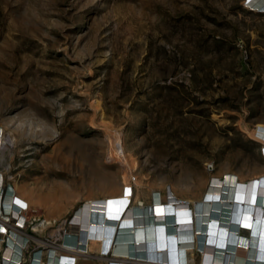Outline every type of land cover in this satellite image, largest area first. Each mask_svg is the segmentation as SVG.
I'll return each mask as SVG.
<instances>
[{"label": "rangeland", "instance_id": "1", "mask_svg": "<svg viewBox=\"0 0 264 264\" xmlns=\"http://www.w3.org/2000/svg\"><path fill=\"white\" fill-rule=\"evenodd\" d=\"M249 7L0 0V173L59 203L53 214L29 205L35 242H64L73 208L121 176L106 158L108 126L136 158L141 187L163 201L170 187L194 197L227 171H264V10ZM97 253L77 264H106Z\"/></svg>", "mask_w": 264, "mask_h": 264}, {"label": "bare ground", "instance_id": "2", "mask_svg": "<svg viewBox=\"0 0 264 264\" xmlns=\"http://www.w3.org/2000/svg\"><path fill=\"white\" fill-rule=\"evenodd\" d=\"M248 5L253 10H264V0H248ZM256 128L264 143V123L258 122ZM106 139V158L122 164L121 176L103 179L101 194L96 192L73 208L70 231L64 240L66 247L72 248L66 249V254L81 260L93 259L94 252H98V258L109 264L110 258L105 255L109 251L115 256L110 264H128L127 260L132 264L178 263L179 258L185 264L183 259L185 256L189 261V251L193 260L204 258L205 264H264V171L247 177L239 172L238 179L235 171H227L223 182L214 177L211 187L207 190L208 181L194 197L180 195L170 187L163 201L158 189L141 187L142 181L134 175L136 158L125 146L122 133L108 126ZM7 140L12 142L3 134L2 143ZM3 185L0 173V193ZM180 186L183 191L191 189L189 182H180ZM14 188L8 186L7 209L17 211L18 206L9 203L14 200L28 205L45 203L52 214L59 206L57 201L42 200L28 187L23 189L15 183ZM48 220L46 217L45 222ZM13 251L14 245L5 253L9 256ZM66 259L59 255L55 264H64Z\"/></svg>", "mask_w": 264, "mask_h": 264}, {"label": "built area", "instance_id": "3", "mask_svg": "<svg viewBox=\"0 0 264 264\" xmlns=\"http://www.w3.org/2000/svg\"><path fill=\"white\" fill-rule=\"evenodd\" d=\"M264 155V148H263ZM2 173V172H1ZM4 184V185H3ZM3 187L0 195V264H55V259L57 256H66L68 259L65 260L64 264H77V257L73 254H66L68 250L71 249L66 247L65 241L62 243L55 241H50L48 243H39L35 242L32 238V234L24 231L26 224V215L25 212L29 209V205L18 204L14 200V203L9 202L10 204L17 205V211L13 209L6 208V196L8 195V185L5 184L4 178L2 179ZM4 194V196H3ZM14 195V194H13ZM13 208V207H12ZM23 218V219H22ZM65 233H67L65 231ZM14 245V251L11 252L9 256L5 255V250L8 247ZM74 248V247H73ZM199 248H197V251ZM201 252V250L199 251ZM105 255H108L110 258V263L115 259L113 252H105ZM185 255V254H184ZM179 257L177 256L176 259ZM189 261L185 259V264H205L204 258L198 259V261L193 260V258L188 255ZM151 260H147V262ZM187 263H186V262ZM211 262V261H210ZM128 264L132 262L128 261ZM165 264H182L180 258L179 262H162ZM217 264V263H210Z\"/></svg>", "mask_w": 264, "mask_h": 264}, {"label": "clouds", "instance_id": "4", "mask_svg": "<svg viewBox=\"0 0 264 264\" xmlns=\"http://www.w3.org/2000/svg\"><path fill=\"white\" fill-rule=\"evenodd\" d=\"M119 234H120V227L118 228V230H117V235L115 236V239H116L117 241L120 240V236H119ZM121 238H123V236H122ZM116 240H115V242H116Z\"/></svg>", "mask_w": 264, "mask_h": 264}, {"label": "crops", "instance_id": "5", "mask_svg": "<svg viewBox=\"0 0 264 264\" xmlns=\"http://www.w3.org/2000/svg\"><path fill=\"white\" fill-rule=\"evenodd\" d=\"M7 254H8V252L5 253V255H7ZM106 264H107V263H106ZM109 264H110V263H109Z\"/></svg>", "mask_w": 264, "mask_h": 264}]
</instances>
